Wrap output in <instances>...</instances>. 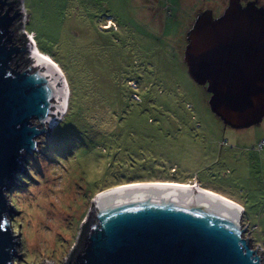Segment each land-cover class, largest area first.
<instances>
[{"label": "rangeland", "instance_id": "374dc122", "mask_svg": "<svg viewBox=\"0 0 264 264\" xmlns=\"http://www.w3.org/2000/svg\"><path fill=\"white\" fill-rule=\"evenodd\" d=\"M228 2L21 0L14 34L60 68L69 99L6 192L19 235L12 264H63L100 193L163 181L197 182L240 203L244 235L264 257V117L224 125L183 63L199 15L216 20Z\"/></svg>", "mask_w": 264, "mask_h": 264}, {"label": "water", "instance_id": "95a60500", "mask_svg": "<svg viewBox=\"0 0 264 264\" xmlns=\"http://www.w3.org/2000/svg\"><path fill=\"white\" fill-rule=\"evenodd\" d=\"M20 4L0 0V264H12L19 244L10 229L6 192L23 169V157L37 152L38 137L65 112L67 98L52 63L36 53L20 56L34 51L29 41L16 42L25 39L24 33L14 34L21 27ZM183 63L192 82L207 85L209 110L224 125L239 129L261 122L260 10L230 0L216 20L209 12L200 14L188 32ZM199 194L131 188L96 197L79 226L86 224L80 246L72 255L79 231L63 264H261L263 252L258 255L244 235L241 211Z\"/></svg>", "mask_w": 264, "mask_h": 264}, {"label": "bare ground", "instance_id": "6f19581e", "mask_svg": "<svg viewBox=\"0 0 264 264\" xmlns=\"http://www.w3.org/2000/svg\"><path fill=\"white\" fill-rule=\"evenodd\" d=\"M32 41H31V46H33L34 51L31 52V56L34 53H36L38 56H40L43 59H46L47 61L52 63L58 69V71L60 72V74H61V76H62V78L64 80V83L66 85V91H67V98H66V104H65V111H66L67 107H68L69 89H68V85H67L66 79L64 77V74L62 73L60 68L56 64H54V62L52 61V59L49 56H46L45 54H42V53H40L38 51L36 46L33 44L34 42H32ZM62 114H64V113H61V115ZM53 124H55V122ZM195 184L194 185L193 184H179V183H172V182H164V183H158V184H154V183H151V184H148V183L129 184V185H124V186H118L116 188H112V189H109L107 191H104V192L100 193V195H98L97 197H100L102 195H105L107 193H111V192H114V191L123 190V189H131V188H158V189H168V190H175V191H186V192H191V193H195V194L196 193H200L199 195H204L206 197H210L212 199H215L217 201L225 203V204H227L229 206H232V207L238 209L239 211H241L240 215H242V208L237 203L232 202V201H230V200H228V199H226V198H224L222 196H218L216 194H213L212 192H208V191L202 190L201 188H199Z\"/></svg>", "mask_w": 264, "mask_h": 264}, {"label": "flooded vegetation", "instance_id": "af4514ba", "mask_svg": "<svg viewBox=\"0 0 264 264\" xmlns=\"http://www.w3.org/2000/svg\"><path fill=\"white\" fill-rule=\"evenodd\" d=\"M230 1V0H228ZM239 5L241 6V8H246L247 6H253L254 8H256L257 10H260L261 13L264 16V0H237ZM228 5V3H227ZM227 5L225 6V8L227 7ZM224 10L220 13L219 17L223 14ZM211 14V13H210ZM212 18L214 19L213 15L211 14ZM218 17V18H219ZM15 38V37H14ZM16 39V38H15ZM17 42V39H16ZM23 45V44H22ZM21 46V45H20ZM21 56V55H20ZM19 56V57H20ZM19 57L16 59V61L18 62ZM191 184H195V183H191Z\"/></svg>", "mask_w": 264, "mask_h": 264}, {"label": "trees", "instance_id": "16d2710c", "mask_svg": "<svg viewBox=\"0 0 264 264\" xmlns=\"http://www.w3.org/2000/svg\"><path fill=\"white\" fill-rule=\"evenodd\" d=\"M22 39H23V37H22ZM22 44H26V42H25V40H23V43ZM117 88H115V90H116ZM132 92L129 90V94H131ZM127 98H129L130 100H131V98H130V96L129 97H127ZM125 99V98H124ZM68 108V107H67ZM118 117V120L120 121L121 119H123L122 118V116H117ZM125 118V117H124ZM80 128L83 130V127L82 126H80ZM78 133L80 132V130L79 131H77ZM84 132V131H83ZM225 144V143H224ZM190 181V180H189ZM163 182H175V183H180V184H184V183H187V182H177V181H163ZM85 229H86V224H83L82 225V228H81V230H80V237H79V241H78V243H77V245H76V248H75V250L73 251V253H72V255L76 252V250L79 248V246H80V242H81V239H82V236H83V234H84V232H85ZM71 255V256H72Z\"/></svg>", "mask_w": 264, "mask_h": 264}, {"label": "crops", "instance_id": "0c3cea01", "mask_svg": "<svg viewBox=\"0 0 264 264\" xmlns=\"http://www.w3.org/2000/svg\"><path fill=\"white\" fill-rule=\"evenodd\" d=\"M187 183H192V182H187ZM196 184L195 185H197L199 188H201L202 190H205V191H208V192H212L211 190H207V189H204V188H202V187H200L199 186V184L197 183V182H195ZM180 184V183H179ZM184 184H186V183H184ZM213 194H216V195H218V196H222V197H224V198H226V199H228V200H230V201H232V202H235V203H237L240 207H242L241 206V204L240 203H238V202H236V201H234V200H232L231 198H227V197H225V196H223V195H221V194H219V193H215V192H212Z\"/></svg>", "mask_w": 264, "mask_h": 264}, {"label": "clouds", "instance_id": "9594fccd", "mask_svg": "<svg viewBox=\"0 0 264 264\" xmlns=\"http://www.w3.org/2000/svg\"><path fill=\"white\" fill-rule=\"evenodd\" d=\"M29 41V40H28ZM30 43H31V41H30ZM34 44V43H33Z\"/></svg>", "mask_w": 264, "mask_h": 264}, {"label": "built area", "instance_id": "2783aa9c", "mask_svg": "<svg viewBox=\"0 0 264 264\" xmlns=\"http://www.w3.org/2000/svg\"><path fill=\"white\" fill-rule=\"evenodd\" d=\"M28 40H30V39L28 38Z\"/></svg>", "mask_w": 264, "mask_h": 264}]
</instances>
